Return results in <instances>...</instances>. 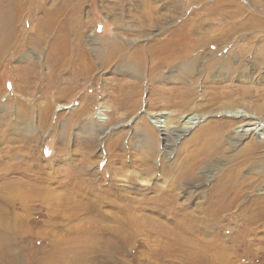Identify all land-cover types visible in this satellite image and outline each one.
<instances>
[{
    "label": "rangeland",
    "instance_id": "obj_1",
    "mask_svg": "<svg viewBox=\"0 0 264 264\" xmlns=\"http://www.w3.org/2000/svg\"><path fill=\"white\" fill-rule=\"evenodd\" d=\"M174 42L175 55L161 54ZM221 92L264 121V0H0L7 264H43L56 244L79 248L65 264H264V134L257 128L200 162L176 190L178 212L144 201L123 214L127 198L153 195V185L136 180L139 168L171 164L208 120L226 122L225 137L234 135L238 119L209 113L216 104L207 98ZM100 108L104 119L95 118ZM162 111L176 127L185 113L211 116L180 135L167 158L155 119L146 116ZM233 166L247 184L238 194L229 188L227 198L244 210L208 200ZM253 200L261 202L249 207ZM209 212L224 218L210 220ZM115 214L139 217L118 224Z\"/></svg>",
    "mask_w": 264,
    "mask_h": 264
},
{
    "label": "bare ground",
    "instance_id": "obj_2",
    "mask_svg": "<svg viewBox=\"0 0 264 264\" xmlns=\"http://www.w3.org/2000/svg\"><path fill=\"white\" fill-rule=\"evenodd\" d=\"M177 46H179L178 42L177 43L174 42L172 44L170 43V45L166 46L163 52L161 51L162 52L161 54H166V55L168 54L169 57L172 55H175L176 51L178 50ZM224 93L226 92H221L220 94L216 96L212 95L207 98V100L209 101L211 100L210 102L211 105L216 104L214 109L209 110V113H211V115L213 116L227 117L231 119V121L238 119V125L235 127L234 135L231 136L230 134V136L225 137L224 131L228 133V130H224L227 127L226 122L220 123L218 119H213L210 121L208 120L203 125V128L200 130V132L196 131L193 134V136L189 138L188 143L192 144V146H190L192 148H189L188 150H186V153L179 154L182 156L178 155L179 157L177 156L176 158H174V160L170 162L171 164H169V162H168L169 165L152 164L151 168L150 166H148L145 168L144 171L142 169L140 170L139 168L138 172L139 173L144 172L145 177H143V174L141 176L139 173L136 172L135 173L136 180L139 183H141V185L143 186L153 185L152 187L154 189L152 190L153 195H151V197L149 198L150 200H145L144 196H141L140 198H137V197L127 198L128 202L126 204L124 203L123 205L125 206V208L122 207L126 210V212H123V214L129 212L128 210L133 211L136 208L137 209L141 208L138 205L135 206L136 205L135 203H144V201H149V203L153 202L156 205H158V207H161V208H164V207L169 208V207H172L173 205V208L175 210H173L172 208L170 209H172L175 212H178L183 206L181 207V204L178 201L177 202L175 201V199H177L176 190L181 187V184L183 182L187 180L190 181V179L193 178L194 173L198 169L200 162H202V160H204L206 156H209L212 153L216 152V150H219L220 148L219 143L225 142L226 144H229L228 145L229 147L233 148L239 145L241 141L245 138V136L247 134L249 135L252 131H255L256 128L257 130H262V131L260 133L258 132H254V133H257V135L264 134V124H263L264 121H260L261 118L258 117V115L254 114V112L241 110L240 107L236 106L235 104L230 103V100H228V97L224 95ZM225 96H226V99L221 100V98ZM188 99L189 97L188 98L185 97L182 101L179 102V105H182L183 107L187 106ZM60 105L61 104L56 106L55 109L59 110L61 108ZM101 108L97 110V113L95 111V118H98V119L105 118L103 116L104 109H101ZM204 115L205 113H203L201 116L192 115L190 112L182 114L178 118L177 127L167 125V121H169V119L172 118V114H170L169 112L162 111L159 113H150L146 116H149V117L152 116V119H155L154 124L156 123L155 127H158L157 131L158 133L160 132L159 138L162 141V145L166 147L167 149H169L165 157L169 158L170 155L172 154V151L175 149V140L178 137H180V135L182 136L183 134L185 135L186 130L196 127L198 123L202 122V118L211 116V115L209 116L208 115L204 116ZM226 139L228 140V142H226ZM254 143L258 144V141L255 140ZM256 149H257V146L255 144L254 145L250 144L248 147H246V150L249 152H251V150H256ZM147 156L149 157L150 155H147ZM172 157H175V155L174 156L171 155V158ZM239 171L240 169L238 166V168L234 167L231 170H227L224 175L223 174L221 175L217 183H215V185L213 186L212 194H214L215 199H213V196L208 199L211 204L216 203V206L224 205L226 207H231L233 205H239L240 207L243 208V210L246 209L247 206L244 202L242 201L238 202L235 197H233L232 199L227 198L229 195V188L236 190L235 194H238L239 192L242 191L244 186L247 184L244 179L240 180L241 176L239 174ZM157 177L159 178V180ZM154 179H155V182H154ZM131 181H133V179ZM260 202H261L260 200H253V204H250V202H247V204H249L248 206L250 207V205L256 206ZM127 216L128 217H125V216L122 217L119 214H115V216H110V217L111 219L114 218L115 221L118 222V224H123V223H128V222L133 223L134 222L133 220L137 221L138 220L137 217H139L137 215L136 216L134 215L133 217H136V218L130 219L129 215ZM106 217L108 219V216ZM106 217H101V218L106 219ZM199 217L204 218L203 220L206 221V217H203V215ZM175 218L179 220L183 219V217H175ZM209 218L210 220L214 219V220L221 221L224 218V216L216 214L214 212H209ZM0 222H1L0 223V260H1L0 264H7V260L9 258L8 256L11 257V255L8 253L9 237L6 234V230L4 227L5 225L4 226L2 225L4 221L1 220ZM206 222H209V220H207ZM110 246H112L111 247L112 251H115L118 249L117 245L110 244ZM61 247H59L56 244V247H54L53 251L49 254L48 257H45L43 259L42 263L43 264H65L64 260L68 259V256L73 253L72 250H75V251L79 250V248L73 249L74 247L72 245L65 247V248L64 247L61 248ZM107 247L109 248V246ZM3 259H5L4 262H2ZM69 262L71 261L67 260L66 264H69Z\"/></svg>",
    "mask_w": 264,
    "mask_h": 264
},
{
    "label": "crops",
    "instance_id": "obj_3",
    "mask_svg": "<svg viewBox=\"0 0 264 264\" xmlns=\"http://www.w3.org/2000/svg\"><path fill=\"white\" fill-rule=\"evenodd\" d=\"M62 48H64V47H62ZM64 49H66V48H64ZM67 58H65L64 60H66Z\"/></svg>",
    "mask_w": 264,
    "mask_h": 264
}]
</instances>
